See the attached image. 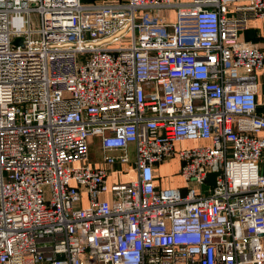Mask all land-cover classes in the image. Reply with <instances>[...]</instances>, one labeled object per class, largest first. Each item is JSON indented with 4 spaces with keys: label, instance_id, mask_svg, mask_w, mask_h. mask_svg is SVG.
I'll return each instance as SVG.
<instances>
[{
    "label": "built area",
    "instance_id": "2783aa9c",
    "mask_svg": "<svg viewBox=\"0 0 264 264\" xmlns=\"http://www.w3.org/2000/svg\"><path fill=\"white\" fill-rule=\"evenodd\" d=\"M255 19L264 0H0V264H264ZM183 141L207 143L178 154L186 186H157ZM117 163L136 178L110 185Z\"/></svg>",
    "mask_w": 264,
    "mask_h": 264
},
{
    "label": "crops",
    "instance_id": "0c3cea01",
    "mask_svg": "<svg viewBox=\"0 0 264 264\" xmlns=\"http://www.w3.org/2000/svg\"><path fill=\"white\" fill-rule=\"evenodd\" d=\"M120 0H81L83 5H98V4H108V3H114V2H118ZM125 1V0H123ZM175 3H189L192 0H173ZM241 3H245L246 0H240ZM151 13L154 16H157L159 18L164 19L167 23H176L178 21V13L176 9H159V10H154L151 11ZM240 40L242 42L245 43H249L252 45H256L257 47H259L262 52L264 53V19H255V20H251L248 24V28L246 30H243L240 32ZM257 81H258V86H259V94H258V100H262L264 98V68L260 71L257 72ZM260 113H264V109H260ZM260 136L262 138H264V131L260 133ZM93 144V141L91 142ZM197 144V146H200V142H194ZM202 143V142H201ZM204 145L207 144L206 142L203 143ZM92 147V145H91ZM115 154V153H113ZM129 154L131 156V159L134 160L135 157V147L133 145H131L129 147ZM168 161V160H167ZM163 163L161 166L156 167V170L158 172L159 177L156 180V185L161 187V188H167L169 186H164L163 185V177L160 176V172L162 171L164 166H169L168 162ZM90 163V161H89ZM91 166V164H90ZM105 165L103 164V159L102 161L97 164V165H93L91 166L94 169L97 168H101L104 167ZM125 167L120 165L119 163H117L114 167H113V171H115V173L110 177L109 179V184H115L114 183V177L115 175L118 174H124V172L122 173V171H124ZM117 171H121V173H116ZM260 172L262 175H264V157L261 159L260 161ZM122 176V175H121ZM177 176V175H175ZM136 178V176L134 175V179ZM133 179V180H134ZM132 181V180H131ZM118 183H122V182H118ZM123 183H127V182H123ZM185 187V186H184ZM184 187L180 186H176L173 188H180V189H184Z\"/></svg>",
    "mask_w": 264,
    "mask_h": 264
},
{
    "label": "rangeland",
    "instance_id": "374dc122",
    "mask_svg": "<svg viewBox=\"0 0 264 264\" xmlns=\"http://www.w3.org/2000/svg\"><path fill=\"white\" fill-rule=\"evenodd\" d=\"M93 141V144L91 143ZM205 142H200V146H203ZM90 144L92 145L91 149H90V164L91 166L93 165H97L99 164L102 159H103V153L100 147V138L98 137H94L90 139ZM195 147H199L197 146L196 143L194 142H190V141H183V142H178L175 144V155L171 158H169V162L170 164H168L169 166H164L162 171L160 172V176L163 177V185L164 186H169V187H176V186H180L184 187L186 186V182L184 181L183 178H181L180 176H178V173L180 171V158L178 157V154L180 151L182 150H187V149H191V148H195ZM161 166V165H160ZM129 167L132 168V165H127V167L125 166V171L129 170ZM122 175V176H121ZM118 174L115 175L114 177V183H118V182H130L131 180L134 179V173L133 171L129 170L127 173L124 174ZM177 175V176H175ZM215 178L216 175L215 174H211L208 177V182L206 187H212L215 184ZM84 203L87 204V199H84Z\"/></svg>",
    "mask_w": 264,
    "mask_h": 264
},
{
    "label": "water",
    "instance_id": "95a60500",
    "mask_svg": "<svg viewBox=\"0 0 264 264\" xmlns=\"http://www.w3.org/2000/svg\"><path fill=\"white\" fill-rule=\"evenodd\" d=\"M15 44H16V45H20V44H22V39H17V40L15 41Z\"/></svg>",
    "mask_w": 264,
    "mask_h": 264
}]
</instances>
